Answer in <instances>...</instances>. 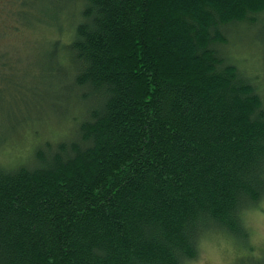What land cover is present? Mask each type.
<instances>
[{
	"label": "trees",
	"instance_id": "trees-1",
	"mask_svg": "<svg viewBox=\"0 0 264 264\" xmlns=\"http://www.w3.org/2000/svg\"><path fill=\"white\" fill-rule=\"evenodd\" d=\"M18 1L27 29L54 32L36 67L65 130L0 165V264H187L213 234L247 245L263 86L221 48L244 29L264 40V0Z\"/></svg>",
	"mask_w": 264,
	"mask_h": 264
},
{
	"label": "rangeland",
	"instance_id": "rangeland-1",
	"mask_svg": "<svg viewBox=\"0 0 264 264\" xmlns=\"http://www.w3.org/2000/svg\"><path fill=\"white\" fill-rule=\"evenodd\" d=\"M19 8L18 0H0V54L6 63L0 67V165L7 167L29 160L37 144L65 130L57 125L53 100L42 96L48 86L45 74L36 67L42 43L54 32L45 27L27 29L16 15ZM259 33V28L236 31L231 46L221 49L246 76H258L264 96V40ZM67 35L66 29L62 36ZM243 217L247 245L213 234L202 241L198 258L187 264H264V201Z\"/></svg>",
	"mask_w": 264,
	"mask_h": 264
}]
</instances>
